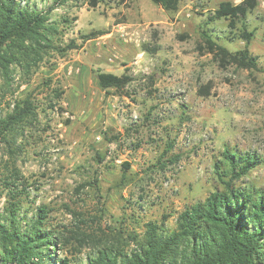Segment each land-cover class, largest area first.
Here are the masks:
<instances>
[{
	"label": "rangeland",
	"instance_id": "rangeland-1",
	"mask_svg": "<svg viewBox=\"0 0 264 264\" xmlns=\"http://www.w3.org/2000/svg\"><path fill=\"white\" fill-rule=\"evenodd\" d=\"M223 1L242 0H184L176 11L152 0H31L55 7L58 46L79 47L50 50L31 71L13 65L9 84L0 75V113L30 92L40 105L18 160L29 214L45 203L49 224L63 229L76 223L70 209L80 212L103 240L119 230L143 235L149 221L171 232L179 212L220 188L214 165L227 147L259 157L239 183L264 187V0L244 23H207ZM205 34L232 52L248 47L259 70L221 66ZM101 71L133 80L103 89ZM7 158L0 150L1 164ZM75 245L59 255L88 264L92 247L77 253Z\"/></svg>",
	"mask_w": 264,
	"mask_h": 264
},
{
	"label": "trees",
	"instance_id": "trees-1",
	"mask_svg": "<svg viewBox=\"0 0 264 264\" xmlns=\"http://www.w3.org/2000/svg\"><path fill=\"white\" fill-rule=\"evenodd\" d=\"M98 1L90 0L89 4L96 6ZM152 1L176 11L184 0ZM257 5L258 0L223 1L209 13L207 23L223 18L231 25L244 23ZM54 8L43 11L31 0H0V75L6 84L12 80L13 65L31 71L50 50L64 54L79 47L74 41L64 48L55 43L60 31L50 21ZM102 34L105 32L91 33L85 39ZM242 36L249 42L253 33L245 31ZM205 42L221 66L236 64L259 70L258 57L248 47L232 52L207 34ZM98 80L103 89H124L133 78L101 71ZM51 82L48 78L44 85L48 87ZM53 90L60 98L63 90ZM33 94L16 99L0 113V150L8 156L0 162V264H70L69 255L59 254H68V245L73 242L77 253L92 247L88 264H264V187L239 183L260 159L240 149H224L214 165L220 188L179 212L171 232L164 221H149L143 235L134 232L125 236L119 230L112 239L103 240L81 225L86 221L80 212L70 209L76 223L63 229L49 224L50 207L45 203L29 214L24 202L30 192L18 160L26 132L40 119V105ZM56 105L54 102L50 107ZM129 166L126 162L125 169Z\"/></svg>",
	"mask_w": 264,
	"mask_h": 264
}]
</instances>
